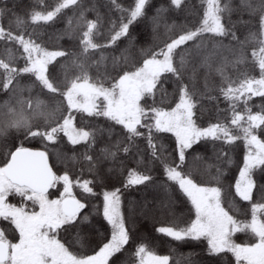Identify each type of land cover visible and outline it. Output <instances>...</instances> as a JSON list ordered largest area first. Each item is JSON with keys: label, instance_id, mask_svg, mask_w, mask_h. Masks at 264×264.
<instances>
[{"label": "snow or ice", "instance_id": "snow-or-ice-1", "mask_svg": "<svg viewBox=\"0 0 264 264\" xmlns=\"http://www.w3.org/2000/svg\"><path fill=\"white\" fill-rule=\"evenodd\" d=\"M108 3L121 13L118 19L105 21L89 0H57L55 6L35 0L24 16L15 3L0 0V264H170V255L137 242L122 212L123 190L138 185L162 189L165 210L176 192L191 205L183 226L173 222L157 233L180 244L206 242L208 264L213 258L215 264H264V0H199L192 6L195 23H165L168 38L138 55L130 26L147 18L150 0H133L128 8ZM187 4L169 0V9H157L154 36L164 12ZM66 9L73 16L62 35L73 45L49 50L38 29ZM121 40L127 46L111 55ZM213 74L220 77L216 87ZM164 134L174 137V146ZM37 139L42 150L25 146ZM65 142L71 155L63 149L56 155L66 166L79 165L75 176L50 163V149ZM202 142L211 143L215 161L205 165L208 180H197L188 167L190 155L204 159L196 151ZM241 144L242 163L229 185L234 196L227 200L223 180ZM157 168L162 180L152 175ZM121 176V187L108 190V181ZM236 197L247 202L244 211L234 206ZM91 198L102 203L93 207ZM94 216H102L110 235L89 254L62 233H75L84 247ZM238 233L247 239L238 242ZM191 255L181 254L187 264H198Z\"/></svg>", "mask_w": 264, "mask_h": 264}, {"label": "trees", "instance_id": "trees-1", "mask_svg": "<svg viewBox=\"0 0 264 264\" xmlns=\"http://www.w3.org/2000/svg\"><path fill=\"white\" fill-rule=\"evenodd\" d=\"M57 0H45L46 5L55 6ZM95 2L97 5V10L99 13L105 17V21L108 18L118 19L121 15L120 12L115 9H111V5L108 3V0H89V4ZM16 5V12L24 16L27 12L31 11L35 0H8V6L12 7V4ZM118 3L122 5L124 8H128L133 0H118ZM193 4L198 5L199 0H188V4L183 10H177L171 8L169 11L164 12L163 19L161 21L160 27L158 29V33L155 34L152 31V21L151 18L156 15L157 9H169V0H150V4L147 7V18H140L138 21L134 22L130 26V33L136 39L137 43L135 45V49L133 50V55H138L139 50L141 48H147L152 46L153 44L160 43L168 38L169 34L165 33L164 24L167 23L169 25H185V24H193L196 22V13L193 9ZM2 6V5H0ZM111 9V10H110ZM64 15L59 17L51 26H43L38 29L42 42L47 46L49 50H56L58 48H71L73 45V41L69 40L67 36H63L65 29L68 27V19L73 16V12L71 9L64 10ZM89 19H94L96 16L95 11H90L86 13ZM233 19H236V16L233 15ZM5 25L8 24V19L4 18ZM103 31H106V27ZM247 34L246 32L244 33ZM243 38V36L241 37ZM103 42V41H100ZM227 42V41H225ZM128 44L127 40H121L118 42V46L115 50L109 49V53L111 55H119L120 51L124 49ZM203 71V70H202ZM230 75L234 73H229ZM202 84V79L201 82ZM220 84V77L218 75L213 74L210 85L212 87H216ZM168 92L172 91V85H166ZM5 97L0 96V100ZM41 99H46V97H40ZM253 101L256 106L261 105L262 99L259 97H253ZM205 105L207 106V101H205ZM221 108H225L226 104L221 99L220 103ZM258 110L254 108V111ZM209 120L208 113L202 117V121L204 126H207ZM169 139L167 143L174 146V137H171L170 134H164ZM101 140L97 145V151L99 148L105 146V141ZM25 146L31 147H39L43 149V145L41 142L37 140L26 141ZM219 146V145H218ZM70 145H67L66 142L64 144L58 145L55 149H50L53 152L50 163L54 164L57 171L62 172L67 167L70 172L75 176L80 172V167L77 164L73 167L71 164L67 166L64 163H61L57 158L56 153L63 149L65 152H69ZM78 151L83 152L84 149L78 146ZM196 151L200 152L204 157L203 160H193L191 155L188 160V167H191L196 174L197 180L203 178L204 180L210 179V177L205 172V165L208 163H214V159H209L213 157V151L211 143L204 144L203 142L196 146ZM243 157V145L235 148L232 152L233 158V166L227 171V175L223 180L224 188H225V198L230 200L232 196H234V189L229 188V185H233L235 182V177L238 174V168L236 165L242 163ZM3 157L0 156V159ZM128 167H136L134 163L129 161ZM214 171V169H213ZM161 170L159 168L155 169L152 173L153 176H156L158 180H162L163 176L160 174ZM126 175V173H125ZM84 178L90 179V175L85 171ZM123 176L117 179H111L108 181V190H111L113 187H121V183L123 181ZM75 192L79 193V189H75ZM97 191H100L97 188ZM231 193V195H230ZM19 198H16L15 202H18ZM92 199L93 207L96 204L102 203V200H97L95 198ZM165 199V194L162 189H158L152 185H149L145 188L143 185L135 186L131 189L123 190L122 194V212L129 217V227L133 228L134 234L137 242L143 241L146 243L151 249H153L159 255H170V264H177V261H180V264H187V261L182 259L181 254L184 256H188V254H192L190 259L198 262V264H208L209 258L204 251L206 248V242H196L192 241L186 244H180L174 241H171L170 238L164 237L162 234H159L155 231L157 227L167 226L170 223L176 222L179 223L180 226H183V222L188 218V209L191 207L190 203L187 201L186 197H183L181 194L176 192L174 196V203L170 210H165L160 207V202ZM235 207H239L241 211H244L248 204L247 202L239 201V198H235ZM243 219V216L240 217ZM110 235V226L103 220L102 216H94L93 217V226L91 229L86 230V240L84 241V247L81 244L75 243V233H62V236L65 240L73 243V246L82 251L87 250L91 253V250L96 247L102 240L105 239L106 236ZM238 242L247 239L245 234L238 233L235 237ZM129 248L132 245L128 246ZM171 249H175L176 252L171 253ZM128 253H124L121 259L127 257ZM230 255V254H229ZM213 264H215V258H213ZM226 264V261H225Z\"/></svg>", "mask_w": 264, "mask_h": 264}, {"label": "water", "instance_id": "water-1", "mask_svg": "<svg viewBox=\"0 0 264 264\" xmlns=\"http://www.w3.org/2000/svg\"><path fill=\"white\" fill-rule=\"evenodd\" d=\"M27 147H29V146H27ZM30 148H32L34 150H42V148H38V147H30Z\"/></svg>", "mask_w": 264, "mask_h": 264}, {"label": "rangeland", "instance_id": "rangeland-1", "mask_svg": "<svg viewBox=\"0 0 264 264\" xmlns=\"http://www.w3.org/2000/svg\"><path fill=\"white\" fill-rule=\"evenodd\" d=\"M29 147H31V146H29ZM39 148V147H38ZM14 203H15V200L13 201ZM89 254H91V253H89Z\"/></svg>", "mask_w": 264, "mask_h": 264}]
</instances>
